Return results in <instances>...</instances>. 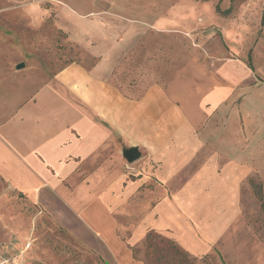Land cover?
Instances as JSON below:
<instances>
[{"label": "crops", "instance_id": "0c3cea01", "mask_svg": "<svg viewBox=\"0 0 264 264\" xmlns=\"http://www.w3.org/2000/svg\"><path fill=\"white\" fill-rule=\"evenodd\" d=\"M52 14L85 56L48 79L0 56V180L55 217L67 212L115 264H144L131 246L151 230L193 256L264 264L242 210L247 180L264 186L252 70L208 60L216 39L191 56L183 12L150 17L141 0H0V52L22 46L15 25L39 29Z\"/></svg>", "mask_w": 264, "mask_h": 264}, {"label": "rangeland", "instance_id": "374dc122", "mask_svg": "<svg viewBox=\"0 0 264 264\" xmlns=\"http://www.w3.org/2000/svg\"><path fill=\"white\" fill-rule=\"evenodd\" d=\"M141 5L143 12L157 18L173 9L181 10L179 22L188 26L191 56L194 49L201 51L218 40L221 51L206 58L242 61L252 70V79L246 84L252 85L253 94H264V0H141ZM42 6L49 8L50 3L46 1ZM150 17L142 20L149 21ZM54 20L53 14L48 15L39 29L15 25L16 39L23 47L15 48L8 56L0 52L2 59L9 63L19 58L17 62H24L44 79L81 60L84 53L69 42L68 34ZM0 24L8 25L1 18ZM27 67L22 69L25 74L29 72ZM252 178L243 187L242 210L251 232L264 239L260 208L264 188H259V179ZM60 213L55 217L42 205L12 192L0 180V264H115L94 237L71 224L67 212ZM138 243L136 251L131 246L132 256L144 264H223L214 254L193 256L156 231L151 232L149 242L144 239Z\"/></svg>", "mask_w": 264, "mask_h": 264}, {"label": "water", "instance_id": "95a60500", "mask_svg": "<svg viewBox=\"0 0 264 264\" xmlns=\"http://www.w3.org/2000/svg\"><path fill=\"white\" fill-rule=\"evenodd\" d=\"M123 155L129 163H133L140 158V152H139L138 148H136V147L127 148L124 151Z\"/></svg>", "mask_w": 264, "mask_h": 264}, {"label": "trees", "instance_id": "16d2710c", "mask_svg": "<svg viewBox=\"0 0 264 264\" xmlns=\"http://www.w3.org/2000/svg\"><path fill=\"white\" fill-rule=\"evenodd\" d=\"M203 1H205V0H203ZM250 179H253V178L251 177ZM260 184H261V185H259V188H260V189H262V187L264 188V186H262L263 184L261 183V181H260ZM260 208H261L262 213L264 214V197L262 198V202H261V206H260ZM152 231H153V230L149 231V232L146 234L145 242H149V241H150V235H151V232H152ZM132 249H133V251H136V247H135V246H132ZM158 261H159V259H158Z\"/></svg>", "mask_w": 264, "mask_h": 264}, {"label": "built area", "instance_id": "2783aa9c", "mask_svg": "<svg viewBox=\"0 0 264 264\" xmlns=\"http://www.w3.org/2000/svg\"><path fill=\"white\" fill-rule=\"evenodd\" d=\"M127 166H128L127 170H131L132 169V167H131L132 165L131 164H128Z\"/></svg>", "mask_w": 264, "mask_h": 264}]
</instances>
